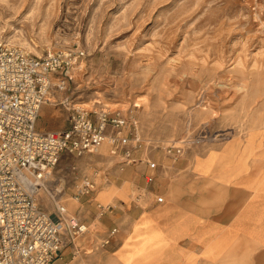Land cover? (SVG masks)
Segmentation results:
<instances>
[{
	"label": "rangeland",
	"instance_id": "obj_1",
	"mask_svg": "<svg viewBox=\"0 0 264 264\" xmlns=\"http://www.w3.org/2000/svg\"><path fill=\"white\" fill-rule=\"evenodd\" d=\"M0 42L37 57L82 53L62 94L86 110L129 116L141 141L137 157L159 168L156 183L194 159L197 167L198 157L228 142L264 137V0H0ZM61 99L43 108L39 131L65 124ZM171 145L183 148L176 161L163 150ZM109 151L105 143L93 156L63 157L56 167L72 215L91 220L72 199L73 163L111 179H97V190L139 176L145 186L143 165L119 172ZM39 201L52 211L45 194Z\"/></svg>",
	"mask_w": 264,
	"mask_h": 264
},
{
	"label": "built area",
	"instance_id": "obj_2",
	"mask_svg": "<svg viewBox=\"0 0 264 264\" xmlns=\"http://www.w3.org/2000/svg\"><path fill=\"white\" fill-rule=\"evenodd\" d=\"M81 56L65 50L37 57L0 42V264H52L61 259L63 248L89 235V224L70 216L61 202L64 182L55 181L53 174L63 157L83 158L108 140L119 172L143 165L146 185L155 183L158 166L147 157H137L141 141L136 123L121 111L86 110L66 95L60 104L66 109L67 127L36 130L41 107L51 102L54 93L67 92L70 72ZM163 150L173 161L183 153L182 147L173 145ZM70 171L75 201L93 196L97 179L103 185L111 182L107 176L98 178L95 171L90 176L81 173L74 163ZM42 193L52 211L39 201ZM147 195L154 193L138 189L134 207L141 210ZM153 197L156 204L163 202L161 196ZM113 211L112 205L95 203L96 220ZM117 234L116 227L109 229L95 249H106ZM71 260L86 264L79 257Z\"/></svg>",
	"mask_w": 264,
	"mask_h": 264
},
{
	"label": "crops",
	"instance_id": "obj_3",
	"mask_svg": "<svg viewBox=\"0 0 264 264\" xmlns=\"http://www.w3.org/2000/svg\"><path fill=\"white\" fill-rule=\"evenodd\" d=\"M52 104L56 103L44 104L39 114ZM36 125L37 121L38 132H52L39 131ZM66 127L65 118L55 131ZM105 143L110 146L109 156L116 158L111 142ZM212 152L213 156L198 157L197 167L195 159L185 163L180 173L167 174L150 188L142 185L139 176L121 188L105 187L91 198H80L85 206L81 212L91 220L69 214L91 221L90 233L63 248L61 259L52 264H78L73 256L86 264H264V137L255 134L251 140L231 141ZM158 172L159 168L156 179ZM135 184L136 191L154 193L163 202L156 204L147 195L143 208H135L133 199L128 202ZM61 202L64 205L63 195ZM95 203L116 206L112 214L96 220ZM114 227L118 234L110 246L96 250Z\"/></svg>",
	"mask_w": 264,
	"mask_h": 264
}]
</instances>
